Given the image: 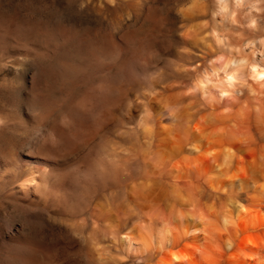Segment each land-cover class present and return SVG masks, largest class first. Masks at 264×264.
<instances>
[{
    "label": "clouds",
    "instance_id": "1",
    "mask_svg": "<svg viewBox=\"0 0 264 264\" xmlns=\"http://www.w3.org/2000/svg\"><path fill=\"white\" fill-rule=\"evenodd\" d=\"M16 8L0 20V160L15 163L0 238L19 234L34 264H211L202 217L228 232V212L264 203V0ZM165 32L174 57L148 41ZM23 156L40 162L21 174ZM251 248L243 264H264V235Z\"/></svg>",
    "mask_w": 264,
    "mask_h": 264
},
{
    "label": "rangeland",
    "instance_id": "2",
    "mask_svg": "<svg viewBox=\"0 0 264 264\" xmlns=\"http://www.w3.org/2000/svg\"><path fill=\"white\" fill-rule=\"evenodd\" d=\"M17 3H22V0H11V3H8L7 0H0V20L4 19H9L12 17H17L19 15V10L16 8ZM143 20V17H141ZM170 28L175 29V21L170 23ZM170 33L165 32L162 35H156L153 33L151 36L148 37L149 43L155 45L156 48L159 49L162 55L164 56H175L176 53L174 49L169 48V45L167 43V38L169 37ZM171 40L175 44H180V41L177 37L174 35H171ZM27 77H25V85L23 88L20 90V102L21 104L27 103V99L24 96L25 93L29 92V88L27 85ZM39 158L38 157H27L23 156L20 161H19V168L21 170V174H24L27 170L32 169L35 164L39 163ZM47 162V161H45ZM15 166L14 162L6 161V160H0V188H2L5 192L10 190V187L13 183V177L12 173L10 171L11 168ZM234 175H231V178ZM13 199H21L23 202H27L26 199L16 196L13 197ZM255 209V210H254ZM261 209H264L261 206H254L251 200L249 201V212L255 213L253 215H259L263 216V212ZM253 210V212H252ZM226 211L225 209H221L220 212ZM255 211V212H254ZM220 212L217 214L219 215ZM234 216V215H233ZM235 217V216H234ZM232 217L233 220L236 218ZM103 218V217H102ZM203 218V217H202ZM206 218V217H204ZM225 218H228V214L225 215ZM105 219V218H103ZM110 220H115L113 217H109ZM213 221L217 222V220L211 218ZM114 222V221H113ZM218 223V222H217ZM123 224V222L120 223V226ZM219 225V223H218ZM220 226V225H219ZM231 227V226H230ZM229 227V228H230ZM123 228V226H122ZM221 228V227H220ZM223 228H221L222 230ZM222 233L224 235V238H227L228 232H224L222 230ZM257 238L259 236H256ZM255 236L252 237L253 241L255 243L257 242ZM185 238L184 240H180L181 242H191L194 243L195 241L193 238ZM199 238L196 237V240ZM215 238L212 236H208L205 243L209 245V247H214L216 249V258H209L211 261V264H220L221 260H227L230 254H237L235 253L236 250L233 249L231 253H227L223 250V246L221 248L216 247L215 243ZM259 261L257 262V264ZM0 264H34V256L32 255L29 246L27 245V241H25L22 237L17 234L16 238H9L5 237V240L0 238Z\"/></svg>",
    "mask_w": 264,
    "mask_h": 264
},
{
    "label": "bare ground",
    "instance_id": "3",
    "mask_svg": "<svg viewBox=\"0 0 264 264\" xmlns=\"http://www.w3.org/2000/svg\"><path fill=\"white\" fill-rule=\"evenodd\" d=\"M200 174H206L208 172L213 171V169L211 168V166L207 163H205V165L198 170ZM236 176L234 175L231 180L235 181ZM214 183L217 184V186L219 187L220 184L224 185V186H229L227 184V182L222 181V180H217ZM247 182L244 183V187H241L239 185V183L237 184H233L231 186H229V190L230 191H247ZM232 199H238V195H234L232 197ZM251 202L253 203L254 206H261L264 208V203L262 202H258L256 200H251ZM255 210V209H254ZM253 212V210H252ZM255 212V211H254ZM264 213V212H263ZM255 213H250L247 216H233L231 212H228V218H225L228 220V224L229 226H231L229 228L228 231V236L230 237L232 242H233V249L236 250L235 253L237 254H230L227 260H232L233 264H237V262H239V264H243L242 261V257L245 255L250 254V252H253L254 249L251 248V246L255 245V241H253L252 237L253 236H262L264 235V214L263 216H259V215H253ZM232 217L236 218L235 220L232 219ZM105 219H109V217H103ZM203 223L205 225V230L208 232V236H213L215 238V245L218 248H221L223 246V239L221 238V236L219 234L222 233V230L220 228V226L218 225L217 222L213 221L211 218H202ZM115 222V220H113ZM235 222V226H232L233 223ZM123 226V228H122ZM121 230L124 231L126 230L125 228V224L123 223L120 226ZM224 237V235H223ZM172 243L176 244L177 242H181L179 240V238H177L176 236H173L172 238ZM189 239V238H188ZM193 239L195 241H193L194 243L197 241L196 237H193ZM257 239V237H256ZM191 240V239H189ZM189 242V241H188ZM207 246H209L207 243H205ZM259 264V263H258Z\"/></svg>",
    "mask_w": 264,
    "mask_h": 264
},
{
    "label": "water",
    "instance_id": "4",
    "mask_svg": "<svg viewBox=\"0 0 264 264\" xmlns=\"http://www.w3.org/2000/svg\"><path fill=\"white\" fill-rule=\"evenodd\" d=\"M242 192H244V191H242Z\"/></svg>",
    "mask_w": 264,
    "mask_h": 264
}]
</instances>
